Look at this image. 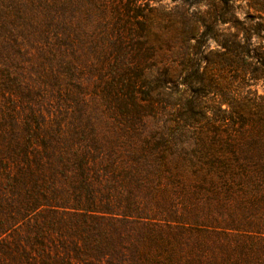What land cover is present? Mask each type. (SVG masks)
Masks as SVG:
<instances>
[{
  "label": "trees",
  "instance_id": "16d2710c",
  "mask_svg": "<svg viewBox=\"0 0 264 264\" xmlns=\"http://www.w3.org/2000/svg\"><path fill=\"white\" fill-rule=\"evenodd\" d=\"M224 2L176 21L169 42L182 64L195 58L190 47L210 40L202 26L236 19ZM235 46L239 59L256 62L252 77L229 51L215 53L205 72L210 107L195 102L191 118H178L185 128H211L193 145L107 141L94 128L76 140L60 120L20 129L9 115L0 137V264H264V95L252 90L264 82V47ZM30 109L36 119L39 110ZM42 176L67 185L74 202H49L36 190Z\"/></svg>",
  "mask_w": 264,
  "mask_h": 264
},
{
  "label": "rangeland",
  "instance_id": "374dc122",
  "mask_svg": "<svg viewBox=\"0 0 264 264\" xmlns=\"http://www.w3.org/2000/svg\"><path fill=\"white\" fill-rule=\"evenodd\" d=\"M219 1L224 9L225 0ZM228 1L236 19L213 31L202 26L210 40L190 47L195 58L182 64L169 42L175 23L182 14L200 18L214 12V0H0V137L11 128L10 115L20 129L55 127L60 120L76 140H88L94 128L107 141L193 145L211 128H185L178 118H191L188 109L195 102L210 107L205 72L215 53L229 51L251 78L256 62L246 53L239 59L235 44L264 47V0ZM66 63L74 66L73 76ZM19 86L38 95L24 97ZM255 89L264 95V82ZM30 107L40 111V120L29 119ZM42 177L36 190L49 202H74L67 185Z\"/></svg>",
  "mask_w": 264,
  "mask_h": 264
}]
</instances>
